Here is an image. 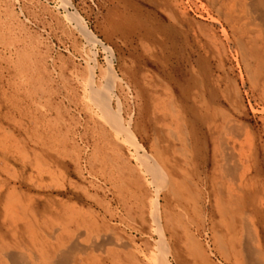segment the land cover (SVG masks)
<instances>
[{"label":"rangeland","instance_id":"374dc122","mask_svg":"<svg viewBox=\"0 0 264 264\" xmlns=\"http://www.w3.org/2000/svg\"><path fill=\"white\" fill-rule=\"evenodd\" d=\"M171 1L72 0L74 6L70 7L71 10L74 8L78 10L94 32L114 48L115 66L131 87L130 90L127 87L119 89L128 111L132 112L134 116L137 114L135 116L137 119L145 122L151 121L147 124L149 126L148 132H145V136L142 138L145 146L149 150L151 149L154 142V129L158 132L161 131L163 140L166 139V142L163 140L162 142L171 144L172 151L175 148V143H179L178 145L181 146L180 142L170 137L171 130L172 128L175 129V126H172V117L166 107L161 106V109L167 111L168 114L166 122L164 120L159 121L160 119H158V124L154 122L153 111L158 101V95L164 93L168 85L187 110H190L192 105L190 94L196 93L200 88L206 90L207 98L213 103L228 106V102L221 91L226 86L225 77H235L243 93V103L248 111L247 119L255 124H260V118L264 116V108H262L264 107V66L261 68L259 84L254 87L243 62L236 54L233 43L224 40L226 50L221 48L219 51V49H215L219 44H213L202 33L201 23H212L206 9L208 8V0H184L188 3L185 4L187 17L182 16ZM65 6L63 0H0V159L4 162L0 160V249L3 250V253L0 252V264H16L12 258V255L15 254L28 256L31 264L35 262L37 264L39 260V264H50L44 261L45 257H49L55 262L58 261L60 252H68L72 244L68 241L66 245L61 246L55 238L58 231L57 225L61 221L60 200L63 201L64 198V201L73 202L80 207L94 205L95 200L86 193L88 189L90 192L92 191L91 193L96 192V188L92 187V184L102 185L104 189H99L101 197L104 198L106 194L112 200L114 199V205L118 206L119 209H122L124 203L132 205L138 200V197L140 198L134 192L135 185L129 179L128 172L130 167L141 172L140 161L130 154L127 147L126 156L129 157L128 163L131 166L125 168L113 145L108 143L103 145L105 141L97 131L95 132L94 124L88 120L83 109V90L80 79L88 72L89 63H92L95 58H97L100 67H106L108 53L101 45L94 46L87 40L82 31L77 28L76 22L67 16ZM218 31L220 32V27H218ZM201 40L202 42H200ZM262 45L264 44L260 41L259 46ZM67 81L70 82L67 83ZM16 93L21 94L17 95ZM26 94L28 96H25ZM59 109H62L61 112H64V115ZM26 111L28 112L26 113ZM192 118L197 130L205 131V123L202 118L198 115ZM170 121L171 123H169ZM66 128H69V132ZM61 129L66 130V132ZM8 131L12 133H8ZM14 133L15 136H13ZM45 147L47 148L44 149ZM51 151L52 153H49ZM103 154H105L104 158ZM177 156L183 161L180 151ZM110 162L113 163V166L110 165ZM202 164L204 163L202 162ZM201 165L200 169H203L204 165L202 168ZM202 171L198 173L200 178ZM200 178H197V183L201 182ZM153 189L150 186L146 195V203L148 204L151 199L150 196L153 195ZM124 190L126 191L124 192ZM5 199L10 200L9 203H6ZM18 199L23 203L19 202ZM32 206L35 211H32ZM8 207L11 209L9 210ZM123 213L125 221H119L121 227L139 224L138 220L134 221L126 211ZM33 218L36 220L34 221ZM24 224L26 225L24 226ZM196 231L197 235L203 238L201 232ZM139 236L140 234H138ZM88 239L84 240L86 244L89 242ZM41 240L44 242L41 243ZM32 244L35 245L31 247ZM55 244L56 246H54ZM52 249L53 251H51Z\"/></svg>","mask_w":264,"mask_h":264},{"label":"bare ground","instance_id":"6f19581e","mask_svg":"<svg viewBox=\"0 0 264 264\" xmlns=\"http://www.w3.org/2000/svg\"><path fill=\"white\" fill-rule=\"evenodd\" d=\"M63 1L66 4L67 16L76 22L77 28L82 31L87 40L94 46L101 45L108 53L106 67H100L96 60L97 58H95L92 63H89L88 72L80 79L83 90V109L86 112L85 114L88 120L94 124L95 132L97 131L99 136L105 141L103 145L105 143L113 145L117 150L116 153H118L122 159L125 168L131 166L128 163L129 157L126 156L127 147L129 148L130 154L140 161L142 166L141 172L135 168H128L129 179H131L135 185L134 192L136 196H140V198L138 197V200L132 205L124 203L122 209H119L118 206L114 205V199L112 200L106 194L104 198L101 197L99 189L103 187L99 184H92V187L96 188V192L91 193L92 191L90 192L89 189L86 191L88 196L93 198L96 202L94 205L89 207L86 206L87 208L80 207V205L78 206L73 202L64 201L63 198V201L60 200L61 221L57 225L58 231L55 238L59 241L58 244L61 246L66 245L68 241H70V243H72L71 249L68 250V252H60L59 259L56 262L49 257H45V255L44 261L50 264H264V116L260 118V124H255L247 119L246 116H248V111L243 103V93L238 86L236 78L230 76L225 77L226 86L221 92L227 100L228 106L213 103L207 98L206 90L199 87L200 89L196 93L190 94L192 101L191 108H189L190 110H187V108L183 106L173 89L168 85L164 93L162 92L158 95V101L153 111L154 122L157 124L161 120L166 122L168 114L167 111L161 109V106L166 107L172 117V126H175V129L172 128L171 130L172 134L170 137L180 142L181 146L178 145L179 143H175V148L172 151L171 144L163 143L166 139L163 136L165 139L163 140L161 131L158 132V130L155 131L154 129V142L149 150L145 146L142 138L145 136V132H148L149 126L147 124L151 121L145 122L139 118L137 119L135 118L137 114L134 116L132 112L128 111L126 103L119 93V89L127 87L130 90L131 87L119 74L115 66L116 54L114 48L94 32L88 25L85 17L78 10L75 8L74 10L70 9V7L74 6L72 0ZM171 3L176 6L175 8H177L182 16L187 17V7L185 5L188 4L187 2H184V0H172ZM206 9L211 17L212 23H201L202 33L205 35V38L215 45L219 44L220 46L218 45L215 48L219 49V51L221 48L224 51L226 50V43L224 40H227L229 43L232 42L236 54L246 68L244 69L247 70L249 79L254 87L257 86L260 81L261 68L264 66V45L259 46L260 41L264 44V0H208V8ZM201 20H203V18H201ZM218 27H220V32L218 31ZM200 42H202V40ZM47 77L49 78V76ZM69 82L70 81H67V83ZM29 83L31 84L30 81ZM25 96L28 95L26 94ZM13 106L14 104L12 108ZM61 110L59 109L60 112ZM27 112L28 111H26V113ZM196 115L201 117L204 121L205 131L201 132L197 130L192 118ZM158 119L160 120L158 121ZM169 123H171V121ZM66 129L67 132H69V128ZM63 131L66 132V130ZM9 132L10 131H8V133ZM13 136H15V133ZM2 139L4 140L3 136ZM53 145L55 146V144ZM178 146L179 148H177ZM36 147L38 148V146ZM46 148L47 147L44 149ZM61 148L63 149V147ZM179 151L181 156H183V161L177 156ZM8 153L11 154V152ZM49 153H52V151ZM105 154H103V158ZM202 162L204 164L201 165ZM54 163L56 162L54 161ZM112 164L110 162V165ZM200 165L201 168L204 165V170L200 169ZM103 170L106 169L103 168ZM110 170L112 171V169ZM199 171H202L200 174L201 178L198 174ZM14 174L16 175V173ZM78 175L80 174L78 173ZM117 176L116 174V177ZM198 177L200 178V183L196 181ZM81 179H83V177H81ZM123 184L125 183L123 182ZM150 186L154 189L148 204L146 203V195L149 192ZM125 191L126 190H124V192ZM5 200L6 203L10 201H8V199ZM12 201L14 200L12 199ZM10 204L9 206H12L13 202L12 205ZM26 204L25 202V205ZM119 204H121V202H119ZM8 208L9 210L11 209V207ZM31 209H33V206ZM32 211L35 210L33 209ZM123 211H126L134 221L138 220L139 224L125 226L124 228L121 227L119 221H125ZM34 216L36 217V214H34ZM4 219H6V217H4ZM25 225L26 224H24V226ZM49 225L51 224L49 223ZM31 228H33V226ZM196 230L201 232L203 238L197 235ZM138 234H140L139 237ZM85 239L89 240L88 244L85 243ZM43 242L44 241L41 243ZM33 245L35 244H32L31 247H33ZM54 246H56V244ZM51 251H53V249ZM0 252L3 253V250L0 249ZM20 255L21 254L12 255V258L16 261L13 262L16 264H31L28 256L25 257ZM6 256L9 257V255ZM32 260L34 259L32 258ZM38 262L37 264L40 263ZM34 264H36V262Z\"/></svg>","mask_w":264,"mask_h":264}]
</instances>
